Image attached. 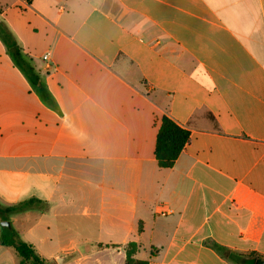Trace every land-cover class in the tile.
Segmentation results:
<instances>
[{"label":"crops","instance_id":"crops-1","mask_svg":"<svg viewBox=\"0 0 264 264\" xmlns=\"http://www.w3.org/2000/svg\"><path fill=\"white\" fill-rule=\"evenodd\" d=\"M0 20L39 77L0 38V207L35 200L8 222L42 258L264 260V0H0ZM163 117L190 132L170 169ZM0 264H21L1 241Z\"/></svg>","mask_w":264,"mask_h":264},{"label":"trees","instance_id":"trees-1","mask_svg":"<svg viewBox=\"0 0 264 264\" xmlns=\"http://www.w3.org/2000/svg\"><path fill=\"white\" fill-rule=\"evenodd\" d=\"M0 38L3 40L12 56L15 64L26 74L33 85L38 86L39 77L29 62L24 59L22 50L17 43L14 35L8 26L0 20ZM190 140V132L168 117H163L160 121V127L156 138L155 156L158 165L161 168L170 169L174 166L176 160L186 147ZM35 200L24 202L9 208L0 207V224L9 221L11 214L23 212L33 206ZM0 241L2 245L11 247L15 250L21 260V264H56L55 261L48 263L34 249V247L24 241L13 228L1 226ZM139 246L136 242H130L126 245V264H147V261H141L135 258ZM239 264H247L255 259V264H263L264 260L258 258L255 254L231 256Z\"/></svg>","mask_w":264,"mask_h":264},{"label":"water","instance_id":"water-1","mask_svg":"<svg viewBox=\"0 0 264 264\" xmlns=\"http://www.w3.org/2000/svg\"><path fill=\"white\" fill-rule=\"evenodd\" d=\"M1 226H2V227H7V228H11V227H12V226H11V223L8 222V221H4V222H2V223H1ZM63 259H64V258H59V259H57V262H58V263H62ZM255 262H256V260L253 259V260H250L247 264H255ZM263 264H264V263H263Z\"/></svg>","mask_w":264,"mask_h":264},{"label":"built area","instance_id":"built-area-1","mask_svg":"<svg viewBox=\"0 0 264 264\" xmlns=\"http://www.w3.org/2000/svg\"><path fill=\"white\" fill-rule=\"evenodd\" d=\"M45 59H47V56H45Z\"/></svg>","mask_w":264,"mask_h":264},{"label":"rangeland","instance_id":"rangeland-1","mask_svg":"<svg viewBox=\"0 0 264 264\" xmlns=\"http://www.w3.org/2000/svg\"><path fill=\"white\" fill-rule=\"evenodd\" d=\"M0 228H1V226H0Z\"/></svg>","mask_w":264,"mask_h":264}]
</instances>
